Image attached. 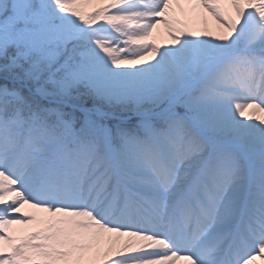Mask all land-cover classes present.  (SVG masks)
<instances>
[{"label":"snow or ice","instance_id":"1","mask_svg":"<svg viewBox=\"0 0 264 264\" xmlns=\"http://www.w3.org/2000/svg\"><path fill=\"white\" fill-rule=\"evenodd\" d=\"M0 264H264V0H0Z\"/></svg>","mask_w":264,"mask_h":264},{"label":"bare ground","instance_id":"2","mask_svg":"<svg viewBox=\"0 0 264 264\" xmlns=\"http://www.w3.org/2000/svg\"><path fill=\"white\" fill-rule=\"evenodd\" d=\"M211 23V22H210Z\"/></svg>","mask_w":264,"mask_h":264}]
</instances>
